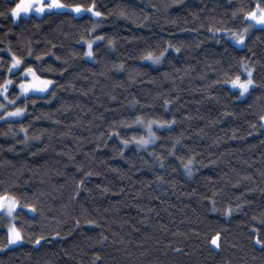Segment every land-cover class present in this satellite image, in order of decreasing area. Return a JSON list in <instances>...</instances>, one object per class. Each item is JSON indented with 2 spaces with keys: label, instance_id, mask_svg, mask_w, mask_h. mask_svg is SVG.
<instances>
[{
  "label": "trees",
  "instance_id": "16d2710c",
  "mask_svg": "<svg viewBox=\"0 0 264 264\" xmlns=\"http://www.w3.org/2000/svg\"><path fill=\"white\" fill-rule=\"evenodd\" d=\"M15 2L0 0V83L25 112L0 120V193L24 239L0 264H264V25L246 19L264 0H63L103 15L17 20ZM245 27L243 44L216 31ZM29 65L46 93L18 95ZM249 71L241 99L226 81ZM149 121L170 123L138 145Z\"/></svg>",
  "mask_w": 264,
  "mask_h": 264
},
{
  "label": "snow or ice",
  "instance_id": "6c2138e0",
  "mask_svg": "<svg viewBox=\"0 0 264 264\" xmlns=\"http://www.w3.org/2000/svg\"><path fill=\"white\" fill-rule=\"evenodd\" d=\"M60 8H71L76 13L82 12H91L95 16H101L103 13L96 10L95 3L85 4L82 3H75V4H67L64 3L63 0H17L14 6L10 9V13L14 18H19L21 15H28L30 13L35 12L36 14L44 13L46 9H60ZM3 15V13H0ZM246 19L248 23V27H251L253 22L259 25H264V7H261L259 3L256 4V7L246 13ZM248 27H245L243 32L236 33L230 32L227 29H217L216 31H223L226 32L235 43L243 44L246 38V34L248 32ZM95 39H102V37H96ZM93 41H88V51L85 53L86 56L92 57L93 50H92ZM172 47V45H169ZM9 53H11V64L8 67V71L14 74V70H18L22 64L24 63L23 58L17 56L14 52H12L11 48L7 49ZM168 51V48L163 49L158 55H154L153 52L149 51L146 54V59L152 61L153 63H160L162 58L165 56V53ZM179 51V49H177ZM31 55V53H29ZM0 60H3V56H0ZM0 67H3V64H0ZM26 77H31L30 79ZM53 82L50 79H47L41 75H38L35 68L31 65L28 67L23 68V72L21 73V79L18 83L19 88V96H27L29 93L32 92H39L44 93L49 90V86ZM228 85L231 86V89H237L240 92V95H244L248 92L250 85L253 84L251 79V71L248 72V78L242 80L239 75L235 78L226 81ZM13 84V80L11 78L5 79L3 83H0V95H3L4 100H8V90L9 86ZM34 102V101H33ZM9 104L15 105L16 100H9ZM0 109H6L0 119H4L5 117H15L21 116L25 112L24 107H13L8 108V105L0 101ZM261 120H264V116L260 117ZM134 124H141L143 123L140 117H137ZM153 123L162 124V123H170L168 121H149L145 127L147 128L148 135L147 136H140L138 139L133 137L136 140L138 145H147L152 142L153 138L155 137V132L153 131L152 125ZM22 130L23 126H21ZM26 131V130H25ZM119 135V133H115ZM130 141L123 140V144L126 146ZM193 161L190 158L186 163H184V168L190 173L191 172V165ZM19 205V201L16 199L14 195L9 194L8 192L0 193V210H5L9 217V224L7 226V244H0V247H7L8 245L15 244L20 242L24 239L22 231L19 227H17L16 223H14L16 216L14 215V211L17 209ZM24 207L31 208L33 211L35 210V206L33 205H25ZM229 213L231 209L227 210ZM41 238L36 239L33 241L34 243H39ZM256 242L260 245H264V239H261L259 236L256 238ZM216 243V240L213 239V244Z\"/></svg>",
  "mask_w": 264,
  "mask_h": 264
},
{
  "label": "rangeland",
  "instance_id": "374dc122",
  "mask_svg": "<svg viewBox=\"0 0 264 264\" xmlns=\"http://www.w3.org/2000/svg\"><path fill=\"white\" fill-rule=\"evenodd\" d=\"M53 10H55V11H65V10H67V11H72V12L75 13L77 16H80V15L83 14V12H82V13H76V12H75L73 9H71V8H60V9H52V10H48V9H46L45 12H49V11H53ZM45 12H44V13H45ZM44 13L36 14L35 12H33V13H30V14H34V15L40 17V16H42V14H44ZM30 14H29V15H30ZM11 16H12V15H11ZM12 17H13V16H12ZM13 18H14V17H13ZM95 18H96V19H99L100 16H95ZM14 19L17 20L18 18H14ZM257 25H258V24H257ZM86 58H87L88 60H92V57L86 56ZM14 71H17V70H14ZM7 78H8V77H7ZM9 78H10V77H9ZM9 78H8V79H9ZM26 78L30 79L31 77H26ZM247 78H248V74H247V76H246L245 79H247ZM243 80H244V79H243ZM13 83H14V82H13ZM12 85H13V84H12ZM12 85H11V86H12ZM11 86H9V88H10ZM253 86H254V83H253L252 85H250L248 92H246L244 95H240V92H239L237 89H231V86L228 85V87H229L231 90L238 92V95H239V97H240L241 99L245 98V97L248 95L250 89H251ZM49 87H50V86H49ZM44 93H46V92H44ZM44 93L32 92V93H29V94H44ZM8 94H9V93H8ZM0 99H1V101H2L3 103H5L6 105H9V106H10V104H9V100H10L9 96H8V100H4L3 95H0ZM8 108H9V107H8ZM5 110H6V109H0V116L3 115V113H4ZM0 120H2V119H0ZM263 127H264V120H263ZM17 208H18V207H17ZM16 210H17V209H16ZM16 210H15V211H16ZM15 211H14V212H15ZM29 212H32V210H29ZM0 213H1V215H3V217H4L5 220L7 221V224H6V226H5V230H6V232H7V226H8V224H9V217H8L7 212H6L5 210H0ZM22 243H23V240L20 241V242L15 243V244L8 245V246L5 247L3 250L5 251V250H7V249H9V248H12V247L18 246V245H20V244H22Z\"/></svg>",
  "mask_w": 264,
  "mask_h": 264
}]
</instances>
